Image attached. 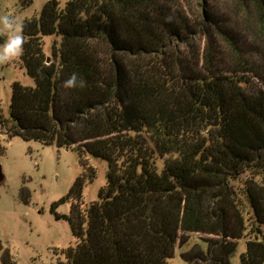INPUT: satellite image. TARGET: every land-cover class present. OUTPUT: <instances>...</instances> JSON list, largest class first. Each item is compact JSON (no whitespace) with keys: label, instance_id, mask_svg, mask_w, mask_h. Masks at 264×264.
I'll return each instance as SVG.
<instances>
[{"label":"trees","instance_id":"obj_1","mask_svg":"<svg viewBox=\"0 0 264 264\" xmlns=\"http://www.w3.org/2000/svg\"><path fill=\"white\" fill-rule=\"evenodd\" d=\"M251 1L264 21V0ZM183 2L47 0L22 22L19 59L34 84L12 82L3 122L75 149L83 167L60 199L76 241L56 264H167L195 233L206 248L183 253L188 264H229L241 238L240 264H264V183L235 186L248 168L264 171V89L250 85L233 28L204 4L194 21ZM44 35L59 37L48 54ZM73 72L85 87H64ZM91 156L106 160V182L84 205Z\"/></svg>","mask_w":264,"mask_h":264},{"label":"rangeland","instance_id":"obj_2","mask_svg":"<svg viewBox=\"0 0 264 264\" xmlns=\"http://www.w3.org/2000/svg\"><path fill=\"white\" fill-rule=\"evenodd\" d=\"M47 0H0V15L14 16L20 23L32 16L37 17ZM66 0H59L63 6ZM176 3L180 0H172ZM190 16L200 20L201 5L210 13H216L227 27L233 28L241 59L248 61V74L252 87L264 89V64L259 62L264 51V21H260L251 0H182ZM213 30V24L208 25ZM8 33L0 29V43ZM224 50V62L233 64L234 54L217 34ZM43 48L49 53L52 43L58 45L59 37L44 35ZM203 40H196L202 45ZM220 52V53H221ZM219 53V55H220ZM14 80L33 85L26 74L19 56L0 62V264H56L64 259V250L75 244L69 222L57 214H68L71 200L61 202L72 187L75 179L83 172L78 152L73 148L41 144L10 135L4 119H9L11 85ZM95 175L82 188L81 201L84 205L97 199L98 191L106 182L107 162L101 157H88ZM264 183V171L256 167L245 170L235 181L238 191L247 178ZM195 233L181 246H177L167 264H188L183 253L198 244L203 250L206 243ZM245 240H238L229 264H240V254L245 251Z\"/></svg>","mask_w":264,"mask_h":264},{"label":"clouds","instance_id":"obj_3","mask_svg":"<svg viewBox=\"0 0 264 264\" xmlns=\"http://www.w3.org/2000/svg\"><path fill=\"white\" fill-rule=\"evenodd\" d=\"M0 29L5 30L8 35L3 43H0V62H6L23 54L25 43L23 25L14 16L0 15ZM85 80L79 73L73 72L64 82L65 88H83Z\"/></svg>","mask_w":264,"mask_h":264},{"label":"water","instance_id":"obj_4","mask_svg":"<svg viewBox=\"0 0 264 264\" xmlns=\"http://www.w3.org/2000/svg\"><path fill=\"white\" fill-rule=\"evenodd\" d=\"M50 60L49 59H47V62H49ZM92 158H94V156H91ZM2 177H3V175H2V173H1V167H0V180L2 179Z\"/></svg>","mask_w":264,"mask_h":264}]
</instances>
